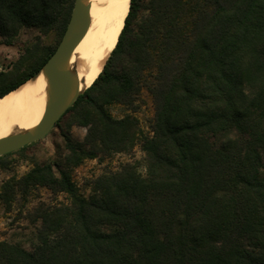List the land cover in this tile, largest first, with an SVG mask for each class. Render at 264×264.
Returning <instances> with one entry per match:
<instances>
[{
	"label": "trees",
	"instance_id": "trees-1",
	"mask_svg": "<svg viewBox=\"0 0 264 264\" xmlns=\"http://www.w3.org/2000/svg\"><path fill=\"white\" fill-rule=\"evenodd\" d=\"M74 3L0 0L2 44L26 30L60 42ZM116 45L57 124L87 129L83 142L66 138V169L36 165L3 185L7 212L38 187L71 202L39 206L37 244L0 242V264H264V0H131ZM57 46L39 37L24 59L35 68L22 79L2 75L0 98ZM143 91L155 106L151 135L108 109L136 113ZM136 146L145 176L125 164L93 180L89 198L80 194L73 169Z\"/></svg>",
	"mask_w": 264,
	"mask_h": 264
},
{
	"label": "rangeland",
	"instance_id": "rangeland-1",
	"mask_svg": "<svg viewBox=\"0 0 264 264\" xmlns=\"http://www.w3.org/2000/svg\"><path fill=\"white\" fill-rule=\"evenodd\" d=\"M40 37L42 46L54 48L59 42L57 34L40 35L36 30L23 31L13 46L3 45L0 39V77L14 75L13 79L24 78L31 72L32 61L26 63L28 48H31ZM114 49V48H113ZM35 66V65H34ZM141 106L136 113H132L121 105H111L108 109L116 119L128 115L136 117L140 129L145 135H151L150 126L155 116V106L147 91L141 95ZM87 129L72 125L69 118L56 126L50 134L27 147L0 158V191L10 179H20L28 174L36 165H54L55 172L65 168V158L69 155L66 138L70 137L74 143L83 142ZM125 164H135L139 172L145 176V154L140 146H136L130 154L119 153L108 158L85 160L82 165L73 169L72 177L81 195L89 198L92 194L90 183L103 175L106 171H118ZM70 197L65 193H53L46 188H35L28 195H18L12 210L7 212L0 203V242L17 244L31 250L37 244V230L40 221H34L35 210L42 204L69 205Z\"/></svg>",
	"mask_w": 264,
	"mask_h": 264
},
{
	"label": "bare ground",
	"instance_id": "bare-ground-1",
	"mask_svg": "<svg viewBox=\"0 0 264 264\" xmlns=\"http://www.w3.org/2000/svg\"><path fill=\"white\" fill-rule=\"evenodd\" d=\"M131 0H92L91 26L71 61L76 87L90 88L102 73L120 30L130 12ZM46 85L31 78L0 99V139L35 126L45 114Z\"/></svg>",
	"mask_w": 264,
	"mask_h": 264
},
{
	"label": "water",
	"instance_id": "water-1",
	"mask_svg": "<svg viewBox=\"0 0 264 264\" xmlns=\"http://www.w3.org/2000/svg\"><path fill=\"white\" fill-rule=\"evenodd\" d=\"M91 2L92 0H75L70 21L59 45L38 73L32 77H42L46 85L47 105L44 116L35 126L0 139V158L46 138L80 96L89 89L81 90L76 87L71 61L90 29Z\"/></svg>",
	"mask_w": 264,
	"mask_h": 264
}]
</instances>
